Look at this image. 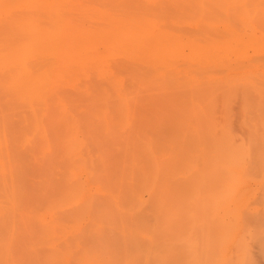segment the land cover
Masks as SVG:
<instances>
[{
  "label": "bare ground",
  "instance_id": "1",
  "mask_svg": "<svg viewBox=\"0 0 264 264\" xmlns=\"http://www.w3.org/2000/svg\"><path fill=\"white\" fill-rule=\"evenodd\" d=\"M36 1L37 0H0V93L3 92L5 95L7 92L9 95L8 100L14 102V104L15 102H20L19 104H27L29 105L28 107H30L31 111L35 112V109L39 107L38 105H40V107L42 105L44 108H48L50 96L54 94L60 95L64 86H71L81 92H84L88 97L92 98L91 107L93 113L90 114V117L88 116L86 118H82L77 115L70 114L64 107H61V119H59V115L58 118L53 116L54 118L51 117V121L47 123L39 118V116H36L35 118L34 115L36 114L34 113L33 116L36 121H30V117H24V120L22 119L21 121L20 119V124L15 123V121L13 122L12 118L9 116H0V186L2 188V193H4L2 195H5L6 197V201L3 200L4 203L0 200L2 201L0 202V215L6 216V213L10 212L13 213L12 216H14V213L17 210L21 212V214L18 212L16 215L19 214V218L21 219L22 212L23 214L27 212L26 216L22 215V219L25 222V224H23L26 226L28 217L30 220L36 219L38 221L37 224H39L38 232H36L37 227L34 230H30L31 228L29 229L24 226L26 228L25 230L19 227L20 224H16V226L18 225L21 229L19 230L23 232L22 236L21 232L18 235L21 236L20 239L18 237V240L16 239L15 233V231L18 230L10 231V233L6 234L8 235L10 241L8 240V242L3 244V239L1 241L2 245L0 248L3 246V250H0V252H2L0 253L2 255V257L0 256V264H106L102 259V251L103 249H106L103 241L109 237L111 232H114L111 222V224H105L106 221V223H109L111 220H109V218L114 217L115 221L117 220L118 222L122 220V223L124 224L120 235L123 239L122 247L124 248L122 249H124L126 253L130 248H133L134 253L136 251L135 248L139 247L140 249V245L132 243L133 240H138L139 238L143 239L148 236L150 245H153L154 235L158 233L159 228L168 227L167 229H173L171 232L172 235L175 233V230H179L178 225L180 226L182 223L180 212H175V209L177 208H174L175 203L173 204L172 200V196H175L172 195V187L165 186L164 189L160 191V181L162 179L163 171L165 172V165L153 163L150 165L149 170H145V164L143 162L145 154L143 151L146 147V141L153 140V130L150 126L166 124V122H168L163 119L166 115L161 110H158L157 114L154 113V117L147 113L149 110L143 103L145 96L143 93L147 88L144 86H146L154 78V80H156V78L162 74L164 68L168 65V57L173 53L174 48H178L179 45L173 47L168 43L169 38L173 33L170 30L171 28H166L164 22L162 24V21L159 22L160 20L154 16L157 11L152 12V10H155V6L156 9L157 7L163 8L165 0H110V2L106 1L108 4L105 3V1H100V3L107 4L113 9V12L107 11V9L103 12L104 9L101 8L103 5H99L101 11L103 10L101 14L105 16H103L104 18L102 20L104 21L105 19L106 22H104L109 24L108 28L106 30L104 29L103 33L102 31L100 33L99 31L87 29V27H84L86 29L81 28L84 24H82L81 27H78L79 24L77 22L80 20L76 21L74 18V21L72 22L64 19V21L66 20L67 22L65 21L63 25L61 24V26H57L58 28L56 27V29L53 27L47 28L48 26L43 27L42 22H45L43 18H46L45 15L49 12V9L50 12L52 10L49 4L52 3L54 6L55 3L54 0H52L53 2H50L49 0L47 6V3H44V7H49V9H47L48 11L46 10V14H42L45 17L42 16V18H40L43 20L40 22V24L42 23L41 26L39 24L40 20H38V16V19L36 20L33 12H26L28 10L32 11L30 10L32 8L34 10L33 6H35V10L39 11V9H36L37 5L34 4ZM65 1L66 0L59 1V4L62 2L61 5H63L64 9L60 6L62 10L60 7V10H58L59 8L57 9L54 6L57 10L53 9L52 11L55 10L57 11V14L64 15L65 18H68V11L72 9L69 13L70 16L74 9L72 7L71 9L69 7L65 8ZM77 1H80L79 3L82 2V0ZM173 1L174 0H170L169 2ZM177 1L179 2V0ZM180 1L182 4H185V6L183 5L185 8H181V10L184 9L185 11L186 9L187 11V8H189L188 10H191L192 13L195 14L196 19L199 21V32L203 33L199 37L195 36L191 41L194 45V49H196L194 57L201 56L202 58L198 60L197 63L189 62L190 64H188L187 75L191 78L194 87H196V85L197 87L194 90H188L184 94L192 97V103L190 107L182 111V114L178 115V118L180 119L178 122H180V127L191 123L195 124L192 130H186L187 133H185V137L191 136V138L198 139L199 146L202 151L201 153H205V146L203 145L204 139L211 138L209 141L214 142L215 144L210 151L212 154L200 155V158L202 159L205 156L208 157L210 160L202 159L203 162L209 161L208 163L212 160L213 162H215V160H222V164L221 161H218L212 163V167L219 168L220 164V168L224 169H222L223 178L227 176L223 174L229 173L227 179L225 178L223 182L220 181L219 183L217 179H219L221 175L219 176L218 173L219 177L217 178L216 176L217 179H215V176H212L211 174L219 172L220 168L217 171H215V169V172L211 170V174L203 170L201 167H198L195 172H193V175L195 173L198 174V172L203 173L204 171L206 174L209 173L212 177V182L214 183L209 182L216 185L215 182L217 181V185L219 187L217 185L216 186L219 188V191L221 189L217 196L216 194L215 196H210L209 193L212 188H210L211 185L208 184V180H210V178L206 179L208 185H205V187L202 185V189L205 190L204 192L200 189L201 184L199 186V183H203L206 176L209 177L210 175L207 174L204 176L205 174H203L204 177L202 178L204 181L202 182V180H198L199 183L197 180L192 178L194 179L193 181L198 183L199 191L202 194L197 192V185L195 186L197 189L196 193H200L201 196H205L203 193H207L209 190L206 194V200L204 196H202L204 198V201L202 202V197L200 198L198 196L199 194H195L197 195V201L200 200L199 203L196 202L198 204V208L203 206L201 208H203L204 211H206L207 208L210 210V206L212 204L211 209H214V212L212 210V212L209 211L213 217L207 213L208 210L205 212L206 215L204 211L201 212L203 213L201 216L199 215L200 217L203 215L205 217L204 219L200 218V221H202L203 224V221H206L207 218L209 220L206 222L212 221V225H201V228L200 224L202 223L200 222L198 223L200 226L199 228L194 225L197 221L199 222L198 218V220L194 221V223L190 226L188 225V230L191 231V229H194L193 231L196 233L197 231H195V229L199 228V233L201 231V234H203L199 235L203 236V238L205 237L204 240H207V245L204 242L199 243V241H203V239L199 240V235H196L198 238L195 237L194 239L193 237L195 234L193 233V235H191L193 231H188L190 232V234L188 233V236L190 237V242L192 244L188 241L189 238H185L187 230L184 233L181 228L183 233L181 232V229L180 232L182 234L179 232L180 238L181 236L183 238V235L185 234L184 238L188 241V243H190L189 246L193 247H190V249H193L194 251L192 250L191 252L189 250V252L193 254H191V258L192 256L196 258L198 255L199 257L196 258V260L198 259L197 262L204 264L205 262L201 260V256L199 254L200 252H198V250L202 248L201 250L205 252L207 246L210 245V240L208 239L209 237L206 233L207 230H204L206 227H214L217 225V228H220V232L218 233L220 237L218 236L217 238L221 240L222 243L223 240L224 242H227L233 237L234 239L237 238L232 249L233 251L236 249L237 252H239V250L241 252V249L244 248V246H250L248 243H251V238L248 236L252 235V239L253 237L254 239H257L256 237L260 236L258 233L262 230V232H260L262 235L264 232L262 228H258V226L261 227L260 222L259 224H256L258 225L256 228H253V226L255 227L254 223L257 222H250L253 216L255 219L253 218L252 220H256V214H259L255 211V209L252 210L249 205V198L253 195L252 192L248 189H244L243 187L237 189V187L244 182L245 179L251 178L250 172L254 169L256 173H258L257 171L262 172L264 176V155H261L259 151H257L256 155H251L253 144L249 145L245 141L236 143L234 135L229 129L227 123H219L215 120L216 117H213L212 114L214 112L212 109L214 108L213 97L217 93V90L212 89V87L215 86L214 83L217 82V78L207 77L204 73H202V76L199 74L201 70L203 71L206 66L211 63H214L222 70H224L223 68H229L232 62L231 56L233 55V49L246 44L244 41L240 42L236 38H231V36L235 34L234 29H236L235 14L248 15V18L244 19L247 28L252 30V32L261 33L253 47L257 51L264 50V0ZM72 2L73 4H79L74 0H72ZM176 2L173 3L176 4ZM97 3L94 4L95 7L88 6V4L91 3H88L86 6L82 4L81 7L83 9L87 7L89 9L92 8L91 10L95 11L98 10L97 8L99 7ZM178 4L179 3H177V5ZM38 5H40V3H38ZM42 6L43 4L40 6L41 9ZM75 6L76 4H74V7ZM105 8L107 7L105 6ZM111 8L108 9L111 10ZM79 9L77 10L79 11ZM89 9L85 10L88 12ZM43 10L45 9H42V11ZM75 10L72 13H75L76 15ZM130 10L134 11L133 15ZM58 11L60 12L58 13ZM128 11H130V13H128ZM85 12L84 14H87V12ZM65 13H67V16ZM150 13H154L152 15L155 20L153 16H149ZM84 14H82V16ZM79 16H81V14H79ZM48 17L50 16L48 15ZM55 17L57 18L59 16L55 15ZM70 17L68 19H70ZM75 18L78 19L79 17ZM156 18L159 20L158 22L156 21ZM48 20H51V18H48ZM73 22H76L78 26H76V23ZM59 23H61V20ZM80 23L82 22L80 21ZM51 24L52 26L54 25L53 22ZM56 24L54 26H56ZM123 30L129 32L127 37L132 41L129 45V49L132 50L130 53L132 54L130 55V60L118 63L116 67L113 66L117 72L113 80H110L108 84L110 85V89L114 90L113 93L117 90V93L115 94L116 97H114L110 92V89L95 85L91 82V78L97 74L96 72L99 70L98 67L101 66L100 57L102 56H100L98 52V43L103 39V37H106V39H108V44L110 43L111 46H109L106 50L107 52L105 53L112 52V50L116 51L119 33ZM209 31L213 32L218 37H211V33L209 34ZM224 38L226 39L223 41L222 39ZM227 38L231 39L227 40ZM55 43L58 44L56 47L54 46ZM161 53L165 54V58H161L159 56ZM242 54H244V51L240 53V55ZM125 73L127 76H124ZM120 78L121 81H119ZM240 78L249 92L251 90L252 93L258 95L259 102L257 105L259 107L264 106V77H258L252 74L247 75L244 73ZM125 80L127 82L130 80L133 83H131L132 86H130V88L126 89V85L121 84V82H126ZM224 80L225 79H221L218 80V82ZM203 83L206 84L205 87H202ZM212 83L214 86H211ZM207 85L208 87L211 86V88H208ZM248 90L244 93L248 92ZM178 96H180L178 93L166 91L164 98L173 102ZM186 101L188 105V100L186 99ZM174 103L176 108L183 109L186 107V103ZM162 106L164 105L158 104L157 109ZM245 109H248L247 105H245ZM245 112L249 113L248 110ZM248 118L247 120L251 122V127H255L257 130L259 127L260 129L264 127V116L261 113H258L255 118ZM32 119L33 118H31V120ZM23 121L25 124L21 123ZM21 126H26L27 130L21 131ZM79 130L81 133H84V139L78 137L77 134L79 133ZM257 136L259 138L257 141L264 143V132L257 133ZM91 139L93 142L98 139L96 142V146L98 147L97 153L92 152L93 142ZM111 142L116 143L117 146L115 148L120 154L123 153L121 156L123 160H120L121 162L117 161L116 164L110 161L109 158V151L112 150L110 148ZM219 142H226L227 145H222ZM97 144H100V146ZM123 144H125L124 147H118L123 146ZM22 145L26 146V150L21 148ZM21 150H23V152ZM58 159H60V161H58ZM251 159L254 163L250 162ZM189 160L193 161L194 164L191 166H194V158H189ZM196 160L199 161L200 159L196 158ZM56 162L59 163V165H56ZM71 163L75 164L74 168L70 167ZM208 163L205 164L208 165ZM196 165L198 166L199 163H196ZM58 166H62L61 171L59 172L62 173V177L59 178L55 176L56 168ZM191 166L188 167L187 165V169L189 168L193 170L194 167H192V169L190 168ZM209 166L211 168V165H208L207 167L206 165L204 166L203 163V168L207 167L205 169H208V171L210 170ZM200 168L203 172L202 170H198ZM189 169L187 171L191 172ZM79 170L86 172L89 179L94 182L99 189H101V191L106 195V198H110V201L108 200L109 202H106L109 203L107 207L106 204H102L101 201L100 203L97 202V197L95 198V196L85 197V192L87 191L86 183L75 178V172ZM222 170H220V173ZM118 172H122L121 176ZM254 172L251 173L253 174ZM168 174H171L174 181L176 180L175 177L177 173H174L172 166L169 167ZM213 178L216 181H214ZM30 179L33 180L31 183L29 181ZM129 179L131 180V183L128 182ZM220 180H222V178H220ZM193 181H190V188L193 186ZM191 182L193 183L191 184ZM134 183L137 184V186ZM206 187H208V189H206ZM31 188L33 191H38L40 193H35V195L32 196L33 192L29 194L28 191ZM192 188L194 190V187ZM217 188L213 186L212 190H217ZM262 189L264 191V184ZM146 191L149 194L148 200L144 198ZM188 191L186 195L190 196L193 191L190 190L192 192L189 191V195ZM42 192L45 195L51 192L53 197V200L51 201L52 203L46 207L43 212H41L42 210L36 211L37 209L35 210V208L37 206L33 208L34 203L37 201L39 202L40 199H38V197L42 194ZM214 193H216V191H214ZM214 193L211 192V194ZM181 194L182 193H180V196L184 197V195ZM186 195V199L183 200L184 202L185 200L188 201L194 199V193L193 197H191L193 199H187ZM208 196L213 197L210 198L211 201L208 199ZM263 197L264 196H262V198ZM98 200L101 199L99 198ZM195 200L196 199H194V201ZM7 201L8 203L5 204ZM194 201L190 202L193 203ZM205 201L210 203V206L206 205ZM177 202L178 201H176V203ZM200 202L202 204L204 202L207 208L204 204L200 205ZM260 202H262V200ZM186 203L187 202H185V205L189 206V204ZM191 203V210L194 212V210L196 211L198 208H193L194 206H197H192ZM23 204L26 205L24 206L26 207L24 210L21 208ZM238 204H242V207L239 208ZM262 205L264 204L262 203ZM187 206H185V208L188 209ZM65 207L67 208L66 210L61 213L58 212L59 209ZM179 207L181 208L183 206ZM20 208L22 211H20ZM109 209L110 211L112 210L111 214H109ZM184 210L185 209L180 211ZM188 210H190V208ZM191 210L189 212H191ZM199 210L200 209H198V211ZM163 211L167 215L161 216ZM51 212H55L53 219L50 222L46 221L44 218L45 215ZM175 213H177V216L180 214L179 217L181 220L179 217L176 218L178 220L176 222L179 223L176 226L178 229L174 230V223H176L174 222L176 220ZM196 213L197 211L191 215H196V217H198V213ZM145 216L147 217V220L145 219ZM187 216L190 217V214L187 213ZM232 216H235L240 222L236 227H232L229 222V218ZM9 217H11V214ZM17 217L15 216L16 219H19ZM24 217L27 218L24 219ZM11 219L14 220V217L10 218V220ZM16 219L14 221L15 223L17 221ZM3 220L6 221V219ZM193 220L191 222H193ZM11 221L9 222L10 224ZM83 222L88 226H81L80 224ZM188 222L191 223L190 221ZM0 223L2 224L3 222L1 221ZM5 223L7 226L10 225L7 222ZM23 224L21 223V225ZM192 225H194V228H192ZM251 225L252 227H249ZM11 226H13V224H11L9 228ZM55 226L58 228L56 229ZM248 227L257 229V236L255 235L256 233L251 234V232L248 231ZM262 227L264 228V226ZM209 229L210 228H208V230ZM7 232H9V230ZM246 232H250V234H246ZM27 233L34 236L37 234L38 236L32 240H28L26 236L28 235ZM244 233L248 236H245ZM94 234H96V239L93 237ZM179 234L174 235L175 238H178ZM206 236L208 238H206ZM243 237L244 239L246 237L248 239L250 238V241L246 240L247 245H245V241L243 242ZM175 238L171 240V245L169 243L170 247L165 249L166 252L163 254V258H165L166 254L170 255L168 252H171L172 254V245L175 243ZM85 239L93 245L90 246L85 244ZM19 240H21L22 243L19 242ZM183 240L184 239H182V242L179 240L181 246L184 242H186V240ZM222 243L219 247H216V250L220 249V252L218 251L219 254L213 253V255L215 254V257L218 255L220 256L215 259L214 256H212L211 262H214V264H231V257H235L236 254L234 255L230 253L232 250L230 251L229 248L231 246L229 244L222 245ZM242 243H244L243 247H241V249H237V247H240L238 246L239 244L242 246ZM200 244L202 245L201 247H199ZM260 246L262 248V244ZM210 247L211 246L208 248L209 250L207 249L208 251H211ZM182 248L181 250L183 251ZM96 249L99 250L96 251ZM17 250H20L21 253L19 251L17 252ZM77 250L83 251V255L81 257H75L77 254L75 251ZM244 250L245 252L247 251L245 248ZM42 251L44 252L42 253ZM139 251H142V254L140 253L141 256L145 252V250L143 252V249L137 250V252ZM137 252L135 254H137ZM126 253L124 252L123 256H125L124 254ZM229 253L232 254L230 255V259ZM249 253H251V251L248 252V254L246 253L247 255L244 252L240 253V258L237 262L239 264H247L248 260L251 261L252 258L251 260L248 259L249 256H251ZM128 256V258L125 257L127 260L122 257L124 261L119 258V261L122 260V263H120L123 264V262H125V264H134L137 259L132 261L130 254ZM141 256L139 257L141 258ZM236 256L237 258L239 257L238 255ZM188 257L190 258V255ZM134 258L135 257L133 255V260ZM159 258H161V256ZM194 258H192V260H194ZM213 259H218V261L216 262ZM234 259L235 258H233V260ZM233 260L231 262H233ZM119 261L116 260L114 262L113 260L111 264H120ZM186 261H188V264H200L195 263V260L194 263L193 261L190 263V260ZM234 264H237L236 260L234 261ZM248 264L250 263L248 262Z\"/></svg>",
  "mask_w": 264,
  "mask_h": 264
},
{
  "label": "rangeland",
  "instance_id": "2",
  "mask_svg": "<svg viewBox=\"0 0 264 264\" xmlns=\"http://www.w3.org/2000/svg\"><path fill=\"white\" fill-rule=\"evenodd\" d=\"M37 1H41V2H37ZM37 1H36L37 4H36V2L34 3L35 5L38 6V7L36 6V9H39V11H40V9H41L40 6L43 4L42 9H45V10L42 11V9H41V11L39 12L38 10H35V6H33L34 10L32 8V9H30L32 11L28 10L26 12H30V13L33 12L34 18L36 17L35 18L36 20L39 17V19H38V20H40L39 24L43 20L45 22L49 21L48 23L47 22L46 23L42 22L43 24L41 23L43 25V27H47L48 26L47 28H50V27L52 28L53 27V28L56 29L57 26L59 27V25L61 26V24L62 25L64 24V22L66 21V20L64 21V19H67V21L69 20V21L72 22V21H74L73 20V18H74V19H76V21L80 20L82 22V23H80V21L77 22L79 24V26H78V24L76 22H73V23H76V26L81 27L82 24H84V26H82L81 28L87 27V29H91L93 31H99L100 33L102 31V33H103L104 29L106 30L108 28L109 24L105 23L106 22L105 19H104L105 22L102 20L105 16L101 14L102 11H103V10L101 11V8L104 9L103 12H105L106 9H107V11H112L113 12V9L109 5H107L108 3L106 2V1L110 2V0H84V1L82 0L81 3H79L80 1L78 2L77 0H74L75 2L79 3V4L74 3V4H76L75 7H74V4H73L72 0H70L72 2V5H71V2L69 0H66L65 3H64V5H65L64 7L65 8L69 7L71 9V7H72L74 10L76 9L75 10L76 11V15H75V13H72L74 10L71 12L70 16H72V17L69 16V13H70V11L72 9L70 11H68V18L70 17V19H72V20H70L68 18H65L64 15L57 14V11H55V10H54L55 12L52 11L53 9H56V8L58 9L60 6L63 8V5H61L63 1L59 4V1H61V0H54V3H55L54 6L56 8L52 5V3H50L49 5H50V7L52 9L51 12H50L49 7H44L45 6L44 3L45 4L47 3L46 4V6H47L48 3H49V0H47V1H45V0H43V1L42 0H37ZM97 1H98V3H97ZM100 1L101 2L105 1V3H107V4L100 3ZM112 1H114V0H112ZM169 1L170 0H165V3H164L165 5L163 6V8L162 7L161 8L157 7V9H156L155 8L156 6H155L154 7L155 10L154 11L152 10V12H156L157 11L158 14L157 13H155V14L154 13H150L149 16L151 17V16H153L152 14H154V16L157 17L160 20L159 21L156 18L157 22L158 21L159 22L162 21L161 23L163 24V22H164V25L166 26V28H171L170 30L173 33L171 34V37L169 38V42L168 43L170 45H172L173 47L176 46V45H179V46H178V48L175 47L174 50H173V53L168 57V65L164 68L162 74L160 76H158L156 78V80H154L155 78L154 79L152 78L153 80H151L146 86H144L145 88L146 87L147 88H146V91L144 90V93H143L145 95L144 99H143V103L145 104V106H147V108L149 110L147 113L150 116L154 117V113L157 114V111L161 110L166 115L163 119L165 121H168V122H166V124L150 126V128H152V130H153V140H147L146 141V147H145V150L143 151L145 153L144 157H143V162L145 164V167H144L145 170H149L150 169V165L153 164V163L154 164L155 163H159V164H164L165 165V172L163 171L162 179L160 181V191H162L165 186L172 187V195L176 196V200H175V196H172L173 204L175 203L174 204V206H175L174 208H177V209H175V212L179 211L180 214H181V215L178 214V216H177V213H175L176 214L175 219L178 218L179 215H180V217L182 218V223L180 221L181 224L179 226L178 225L179 222H176L178 220L176 219L174 221V222H176V223H174L175 224L174 230L178 229L176 227L177 225L179 227V230L178 231L175 230L174 231L175 233L172 234V235H171V232H172L173 229H171V228L167 229L168 227L159 228L158 233L154 235V243H153V245H150V243L148 241L149 240L148 236H146V238H143V239L139 238L138 240H133L132 243L140 245V249H139V247H137L138 249L135 248L136 249L135 253L137 252V250H142L143 249V252L145 250V252H144L145 254L143 253V255H142L144 257V259H143V257L140 255V253L142 254V251H139V252H137V254H135L133 248H130L127 253H126V251L124 249H122L124 247H122L123 239L121 238L120 233L122 231V228L124 227V224L122 223V220H120L119 222L116 220L117 221L116 222L114 217L109 218V220L111 219L112 221L108 220L109 223H106L107 222L106 221L105 224H111L112 223V225H113L112 228H113L114 232L113 233L111 232L109 234V237L103 241L105 243V248L106 249L105 250L103 249V251H102V259L105 261L106 264H111V262L113 260H114V262L116 260L119 261V258L122 259V257L124 259L129 254H130V257L132 258V261H135V259H137L136 260L137 262L135 261L134 264H188L187 263L188 261H186V260H190V263L192 261H193V263L195 261H196L195 263H200V262H197L198 259L196 260V258L199 257V256L197 255V257H196L194 255L196 258H194L192 256V258H194V260H195L194 261L191 258V254L192 253L189 252V250L192 252L193 249H190L191 246H189V245H190L191 242H190V237L188 235L194 229H191V231L188 230V225L190 226L192 223H194V221H197L198 218H199V222L197 221L194 225H196L199 228H200L201 225H208V224L212 225L211 224L212 221L206 222V221L209 220L207 218H206V221L205 220L203 221L204 224L202 223V221H200V218H202V219L205 218L204 215L202 217H200L203 214L201 212L204 211V209L201 208L203 206H200V208H198V206H197L198 204L197 203H199L200 200L197 201V198H196L197 195H195V194H199L198 196L200 198L202 196H204V195L201 196L202 193L199 191V186L201 184V186H200L201 188L200 189H201L202 192H204L205 190L202 189V185L205 187V185L209 184V185H211L210 188L212 187L211 188V192L214 193V191H216V193H214V194H211V192H210L209 193L210 196H212V195L215 196V194L217 196L218 193L221 191V189L219 191L218 190L219 188H217L218 182L219 183H220V181L223 182L225 180V178L227 179V176L229 174V173L225 172L226 174H223V175H227V176L226 177L224 176L225 178H223L222 173H223L224 169L222 168L223 169L222 170L220 168L221 167L220 164H219V168H220V170H222L221 173H220V170H219V172H215V171H217L219 169L218 167H215V168L212 167V163L221 161V164H222V162H223L222 160H215V162H213V160H212V161H210V163H208L209 161L208 162L207 161L203 162V160H202V159L210 160L208 157L205 156L202 159L200 158V155L212 154L210 151L215 146V144H214V142L209 141L211 138L204 139L203 145L205 146V148H204L205 153H201L202 151H201V148L199 146L198 139L191 138V136L185 137V133H187L186 130H192L193 126L195 124L191 123L189 125H183L182 127H180V125H179L180 122H178V121H180V119L178 118V115L182 114V111L184 109H187L188 107H190V105L192 103V97H190L188 95H184V94L188 90H190V89L194 90L197 87V85H196V87H194V84H193L191 78L187 75L188 64H190L189 62H196L197 63L198 60H200L202 58L201 56L194 57V53H195L196 49H194V45L191 43V41L194 39L195 36H198V37L201 36L203 32H199L200 31L199 28H198L199 21H198V19H196L195 14H193L191 10H188L189 8H187V11H186V9H185V11H184V9L181 10V8H185V7H183V5L185 6V4H182V2L180 0H179V2L177 0H174L173 2L177 1L176 4L173 3V2H169ZM50 2H53V1L50 0ZM66 2H67V4H66ZM38 3H40V5H38ZM88 3H91V4H88ZM96 3L98 4V6L99 5L100 6L103 5V6L101 8L99 6L97 8L98 10H95V11L93 10L92 11L91 7H95L94 4H96ZM177 3H179V4L181 3V4L177 5ZM82 4H84L85 6L87 4H88V6H91L90 7L91 9H89L88 7L85 8V9H89L88 10L89 13L85 9H83L81 7ZM57 5H58V7H57ZM104 5L107 8H105ZM149 5H151V4H149ZM181 5H182V7H181ZM77 6H79L80 9ZM52 7H54V8H52ZM60 8L58 10H60ZM62 8H61V10H62ZM108 8L109 9L111 8V10H109ZM47 9H49V12H47V14H46V10ZM77 9H79V11L81 13ZM83 10H85L87 12V14H84L85 11H83ZM34 11H37L39 13L34 12ZM130 11L132 12L131 14L133 15L134 11L133 10H130ZM130 11H128V13H130ZM59 12L60 11H58V13ZM44 13L46 14L45 16H46L47 19L43 18V20H41L40 18H42V16H44V15H42ZM50 13H51V15H50ZM66 14L67 13H65V15ZM79 14H81V16H79ZM82 14H84V15L82 16ZM107 14H109V13H107ZM48 15L50 17H48ZM55 15L56 16L58 15L59 17L56 18ZM154 16H153V18H154ZM75 17H79L80 19L79 18L77 19ZM48 18L49 19L51 18V20H53V21L48 20ZM53 18H55V19H53ZM246 18H248V15L235 14V20H236L235 21V26H236V29H234L235 30V34L232 35L231 38H236L240 42L244 41V42H246V44L242 45L241 47H236L235 49H233V53H232L233 55L231 56V59H232L231 66L229 68H223L224 70H222V69H219V67L217 65H215L214 63H211V64H208L203 71L201 70L199 72V74L202 76V73H204V75L207 76V77L217 78V82L214 83L215 86L213 85V83L211 84V86H214V87H212V89L217 90V93L213 97L214 108L212 109V111L214 112V113L212 112L213 113L212 115H213L214 118L216 117L215 120H217L219 123H223V122L227 123L229 129L231 130L232 134L234 135V139H235L236 143H241L242 141H245L249 145L253 144L252 145V149H251L252 150V154L251 155H256L257 151H259L261 153V155H264V143L257 141L259 139L258 136H257V133H263L264 132V127L261 128V129L259 127L258 130H257L255 127H251L250 126L251 122L247 120L248 117L250 119L251 118H255L258 113H261L264 116V106H260L259 107L257 105V103L259 102L258 95L252 93L251 90L249 92V90L245 87V85L242 83V80L240 78L242 76V74H244V73L247 74V75L252 74V75H256L258 77H264V50L257 51L253 47L254 44H256L257 38H259L261 33L260 32H256L255 33V32H252V30L248 29L246 24H245V22H244V19H246ZM56 19H58V20H56ZM60 20H61V23H59ZM154 20H155V18H154ZM50 22L51 23L53 22L54 25L56 23H59V24H56V26H54V25L52 26V24ZM84 29H86V28H84ZM210 33H211V35H210L211 37H218L213 32L209 31V34ZM26 34H28V33H26ZM128 34H129V32H127L126 30H123V31H121L119 33V39L117 40L118 41V46H117V50L116 51H113L111 49L112 52L105 53V52H107L106 50L109 48V46H111L110 43L108 44V42H107L108 39H106V37H103V39L98 43V46H97L98 52H99V55L102 56V57H100L101 66L98 67L99 70H98V72H96L97 74H95L91 78V82L92 83H94L97 86L107 87L108 89H110V85L108 83H109L110 80L111 81L113 80V78H114V76H115V74L117 72V71H115L113 66L116 67V65L118 63H121L122 61L130 60V58H131L130 55L132 53H130V52L132 50L129 49V45L131 44L132 41H131L130 38L127 37ZM231 38H227V40H229ZM225 39L226 38H224L222 40L224 41ZM57 45H58L57 43L54 44L55 47ZM242 51H244V54L240 55V53ZM159 56L161 58H165V54L161 53V54H159ZM124 76H127L126 73H125ZM221 79H225V80L218 82V80H221ZM119 81H121V78H120ZM131 83L132 82L130 80H128V82L127 81L126 82H121L122 85L123 84L126 85L125 86L126 89L130 88V86H132L133 83L132 84ZM205 83H203L202 87L206 86ZM211 86H209V87L211 88ZM207 87H208V85H207ZM100 89H101V87H100ZM140 89H142V88H140ZM246 90H248V92L244 93ZM0 91H1V89H0ZM127 91H129V90H127ZM166 91L178 93L180 96H178L172 102L171 100H167V99L164 98V95H165ZM110 92L113 94L114 97H116L115 94L117 93V90H115V93H113L114 90L110 89ZM0 94H1V97H0V116L1 115L9 116V117L12 118V121L13 122L15 121V123H17V124L20 122V119H21V121H22V119L24 120V117H27V118L30 117V119H29L30 121H33V120L36 121L35 120L36 116H39V118H41L42 120H44V122H47V123H49V121H51V117H53V116L56 117V118H58L60 116L59 119H61L62 118V116H61V112H62L61 107H64L70 114H74V115H77V116L82 117V118H86L88 116L90 117V114L93 113V110H92V107H91L92 98L88 97L84 92H81L80 90L76 89L75 87H71V86H64L63 90L60 92V95L54 94V95L50 96L49 97V102H48V108H44L42 105H41V107H40V105H38L39 107L35 106V107H37V109H35L37 112L36 111L32 112L30 107H28L29 105H27V104L25 105L23 103L19 104L20 102H15V104H16L15 105L14 102L8 100L9 99V95H8L7 92L5 93V95H4L3 92H1ZM186 99L188 100V105H187ZM174 102H179L181 104H185L186 103V107L183 108V109L176 108ZM11 103H13V104H11ZM158 104L164 105V106H162L161 108L157 109ZM245 105H247L248 109H245ZM246 110H248L249 113H246L245 112ZM34 113L36 115H34ZM33 115L35 116V118H34ZM101 117H103V116H101ZM31 118H33V119L31 120ZM17 119H18V122H17ZM61 122H62V120H61ZM21 123L25 124L24 121L21 122ZM17 127H18V125H17ZM26 130H27L26 126H23V127L21 126V131H26ZM82 133L79 130V133L77 135H78V137L84 139V133L83 134ZM97 141H98V139L95 142H93V140H92V142H93L92 143V147H93L92 152L93 153H97L98 152V147L96 146V142ZM219 143L222 144V145H227L226 142H219ZM97 145L100 146V144H97ZM124 145L125 144H123V146H118V147H124ZM110 146H111L110 148L112 149L111 151H109L110 161H112V162H114L116 164L117 161L123 160L122 157H121L123 155V153L120 154L115 148L117 146L116 143L111 142ZM21 148H23V150H26V146H24V145H22ZM23 150H21V151L23 152ZM189 158H194V162H195L194 166H191L194 163H193V161L189 160ZM196 158H199L200 160L198 161V160H196ZM58 161H60V159H58ZM250 162L254 163V161H252V159H251ZM196 163L197 164L199 163V165L197 166ZM203 163H204V166L206 165L207 167H208V165H211V168L209 166V168H210L209 171H208V169H205L207 167L203 168ZM205 163H208V165L205 164ZM56 165H59V163H57ZM187 165H188V167L191 166L190 168L194 167V169L192 168L194 171L188 168L189 170H191L192 173L190 171H187L188 170L187 169ZM171 166L173 167L174 173H177L176 177L178 176L177 178L175 177V179H176L175 181H174L173 177L171 176V174H168L169 173V167H171ZM70 167L74 168L75 164L71 163ZM198 167H201L203 170H205V171H207L209 173H210L211 170L214 171L216 169L214 171L215 174L214 173H212V174L210 173V174L212 176H215V179H217L221 175L219 177V179H217L218 182L213 178L214 181H216L215 183H216L217 186L215 184H211V183H214V182H212L211 175L209 173H207L210 176L209 177L206 176L207 175L206 172L204 171L205 172L204 173L201 168L198 169V170H202L203 173L196 171V172H198V174L195 173L193 175V172H195V170ZM61 168H62V166H58L56 168L55 176L58 177V178L62 177V173H59L61 171ZM252 170H253V168H252ZM254 171H255V169L253 171H251V172H254ZM251 172H250L251 178L250 179H245V181L242 182L237 187V189H239L240 187H243L244 189H248V190H250L252 192L253 195L250 196V198H249V202H250L249 205H250L252 210L255 209V211L258 212L259 214L258 215L256 214V216H257V217L255 216L256 220H252L254 218L253 215H255V214H253L252 215L253 218H251L250 222L251 221H252V223H254L253 221L257 222V223H254L255 227L253 226V228H256V226H258L256 224H259V222H260L261 227L258 226V228L259 229L262 228L264 230V228L262 227V226H264V209H263L264 205H262V203L264 204V202H263L264 197L262 198V196H264V191L262 189L263 188V184H264V179H263L264 176H263L262 172H259V171H257L258 173H256V171H255L254 172L255 174L254 173L252 174ZM121 173L118 172V174L120 176H121ZM218 173H219V176H218ZM203 174H205L204 176H206V178H205L206 184H205V181L202 178V177H204ZM196 175H200V176H196ZM252 175H254V176H252ZM190 176H193V177H190ZM194 176H196L197 178L194 177ZM216 176H217V178H216ZM262 176H263V178H262ZM75 178H77L78 180L86 183L87 191L85 192V197L95 196V198L97 197V202L100 203V201H101V203L102 204H106V207H107V205L109 203H106V202L110 198L109 199L106 198V195L101 191V189H99V187L94 182H92L89 179V176H88V174L86 172L80 171V170L76 171L75 172ZM192 178L197 180V182H198V180L199 181L202 180V182L203 181L204 182L203 183H199L198 182L199 183V186H198V183L193 181L194 179H192ZM207 178H210V180H208V184H207V180H206ZM220 178H222V180H220ZM188 179H190V180H188ZM191 180L194 183L191 182V184L193 183L192 184L193 186H191V188H190V181ZM29 181L31 183L33 180L30 179ZM188 181H189V183H188ZM128 182L131 183V180L129 179ZM135 185L137 186V184H135ZM196 185L198 186V187H196V188H198V190L195 188ZM212 185L215 186V188H217V190H215V189L212 190L213 189ZM192 187H194V190H193ZM208 187H206V189H208ZM188 188L190 190H192L193 192L190 191ZM56 190H59V189H56ZM188 190L190 192H192V194H190V196L186 195ZM196 190H197V192H200L201 194L200 193H196ZM28 191H29V194L33 192L32 196L35 195V193H37V194L40 193L38 191H33L32 188L29 189ZM189 191H188V195L190 193ZM183 192L184 193L186 192V193L184 194ZM208 192H209V190L207 191V193ZM49 193H47L45 195L42 192V194L39 195V197H38V199H40L39 202L37 201V202L34 203V206L32 205L33 208H35L37 206L35 208V210L37 209L36 211H38V210L41 211L42 210L41 212H43V210L52 203L51 202L53 200L52 193L51 192H49ZM173 193H176V194H173ZM180 193H182L184 195V197L180 196ZM193 193H194V199H196L195 201H194L193 198H191V197H193ZM207 193L206 192L203 193V194H205V196H204L205 200L207 198L206 197ZM2 194H4V193H2V188L0 186V200L6 201L5 200L6 199L5 195H2ZM43 194H44V196H43ZM185 195L187 196V199H189V198L193 199V200H188V201L185 200V202H187L190 207L185 205V202L183 201L184 199H186ZM210 196H208V199L213 198V197H210ZM107 197H109V196H107ZM178 197H179V199H178ZM180 197H181V199H180ZM99 198L101 200H98ZM144 198L146 200L149 199V194H148L147 191L145 193V197ZM204 198L202 197L201 202L204 201ZM261 200H262V202H260ZM2 201H0V202H2ZM4 201H3V203H4ZM176 201L180 202L181 205L178 202H177L178 203L177 204ZM190 201H194V202L191 203ZM207 201H205V204L210 206V203H208ZM210 201H211V199H210ZM201 202H200V205L202 204ZM6 203H8V201L5 202V204ZM190 203L192 204V206H194V205L197 206V207L194 206L193 208L200 209L199 211H198V209L196 210L197 213H198V217H196V215H193V216L191 215L192 213L194 214V212H196V211L194 210V212H192L193 210H191ZM194 203H196V204H194ZM176 204H177V206H176ZM203 204H204V202H203ZM3 206H4V204H3ZM24 206H26V205L23 204L21 206V208H23L22 210H24L26 208ZM179 206H183V207L180 208ZM185 206H187L188 209L190 208L191 212H189L190 210L185 208ZM259 206H261V207H259ZM104 207H105V205H104ZM238 207L241 208L242 204H238ZM21 208H20V211H22ZM206 208H207V206H206ZM211 208H212V204L210 206V210H208V208H207L206 211H204V213L207 212V210H208L207 213H209L211 215L210 212H212L214 210V209L212 210ZM66 209H67L66 207L62 208V209H59L58 212L61 213V212H63ZM183 209H185L184 211H186V212L180 211V210H183ZM201 209H203V210H201ZM18 212L19 211L16 210V212L14 213V216H12L13 213H10V212L6 213V216L5 215L4 216L0 215V222L1 221L3 222L2 224L0 223V236H1L0 237V246L3 243L8 242V240L10 241V239L8 238V235H6V234L10 233V231L18 230V231H15L17 240H18V237L20 239L21 236L23 235V232L20 231L21 229H25L26 230V228H29V229L31 228L30 230H32V229L34 230L37 227L36 228V230H37L36 232H38V229H39V224H37L38 221L36 219H31L30 220L29 217L28 218L24 217V219L27 218V222H28V224L26 222V226H25L24 225L25 222L22 219V217H23L22 215L26 216L27 212L24 213V214L22 212L21 219L19 218L20 217L19 214H21V212H19V214L16 215V213H18ZM111 212H112V210L110 211V209H109V214H111ZM183 212H184V214L182 215ZM187 213L190 214L191 218L189 216H187ZM10 214H11V217H9ZM54 215H55V212L47 213L44 218L46 219V221L50 222L53 219ZM165 215H167V214H165V212L163 211L161 213V216H165ZM205 215H206V213H205ZM15 216L16 217L18 216L17 218H19V219H16ZM8 217H9V220H8ZM13 217H14V220L11 219L12 220L11 221L10 218H13ZM180 217H179V219L181 220ZM211 217H213V216L211 215ZM211 217H210V219H211ZM188 218H189V220H188ZM3 219H6V221L3 220ZM15 219L17 220L16 223L14 222ZM145 219L147 220L146 216H145ZM190 219H192V220L194 219L193 222H191L192 220H190ZM10 221H11V224H13V226H11L12 229H11V227L9 228V226L11 225L9 223ZM19 221L22 224L23 223L24 224L21 225V223ZM30 221H32V222H30ZM188 221H190L191 223H189ZM5 222L9 223L10 225L7 226ZM34 222H36V223H34ZM200 222L202 224H200V226H199L198 223H200ZM229 222L231 223L232 227H236L240 223L235 216H232L231 218H229ZM16 224H18V225L20 224L21 226L19 225V227H21V229L18 227V225L16 226ZM5 225H6V227H5ZM29 225L30 226L32 225V226L30 227ZM36 225H38V226H36ZM80 225L83 226V227H87L88 226L84 222L82 224H80ZM171 225H169V226H171ZM194 225H192V228H194L193 227ZM252 225L249 226V227H252ZM196 226H195V228H196ZM16 227H18V228H16ZM55 227H56V229L58 228L57 226H55ZM110 227H111V225H110ZM6 228L9 230V232H7L8 230ZM181 228L183 229L184 233L187 230L186 236H188V237H186L185 234H184L183 238H182V236H181V238L184 239V240L189 238L188 241L190 242V243H188V241L186 240V242H184L185 245L183 243L182 246H181V243L179 242V240L182 242V239L180 238V234H179ZM189 228H191V227H189ZM199 228L195 229V231H197L196 233H198V234H196L194 231L191 234V235H193V233L195 234L194 237L192 236L194 239H195V237L198 238V236H196V235L201 234V231L199 233V230H198ZM201 228H202V226H201ZM208 228H210V229L208 230ZM208 228L206 227V229H204V228L203 229L208 231V232L206 231V233L208 234L209 238L207 236H206V238H208L210 240V241L209 240L208 241L210 242L209 246H211L210 247L211 251H208L209 250L208 249L209 246H207V248L205 247L206 248L205 252L203 250H201L202 248H200L198 250V252H200L199 254L201 256V260H203L205 262L204 264H210L212 256H214V259L216 257L220 256V255H218V256L215 257V254L213 255V253H216V254L218 253L219 254L220 249L216 250V247H219L221 245V243H222V241L217 238L219 236L218 233L220 232V228L218 229L217 225L214 226V227H210L209 226ZM253 228H249V230H248V231L251 232V234H255L256 233L257 229H253ZM182 229H181V232H182ZM250 229L255 231V232L251 231ZM25 230H23V231H25ZM188 231H190V232H188ZM20 232H21V236H18L20 234ZM250 232L249 233L246 232V234H250ZM257 232H259V231H257ZM260 232H262V230ZM260 232L258 233V235H260L258 237H256L257 233L255 234L256 236L253 235V236H255L257 238V239H254V237H253L254 240L251 237L252 235L248 236V235H246L244 233L245 236H248V237L251 238V239L249 238L251 240V243L250 242L248 243L250 246H247V247L244 246V248L247 251L249 250L248 252L251 251V253H249V255H251V256H249L248 259L251 260V258H252V260L249 261L247 259L250 264L251 263L252 264H264V244H263L264 243V232L262 233V235L260 234ZM27 234L28 235H26V234L25 235L27 236L28 240H32L33 238L38 236L37 234H35V236L30 234V233H27ZM29 234H30V238L31 239L29 238ZM176 234H179L178 235L179 240H178L177 237H176L177 239L175 238L174 235H176ZM207 234H205V235H207ZM201 235H203V234H201ZM184 236H185L186 239L184 238ZM93 237L96 239V234H94ZM199 237H200L199 240L203 239V241L201 240V241H199V243L200 242H204L207 245V243H206L207 240H204L205 237L203 238V236H200V235H199ZM244 237H243V242L245 241L244 243H246V240L250 241L247 237L245 239H244ZM173 238H175V240H174V242H175L174 244L175 245L174 244L172 245L173 252H172V254H171V252H168V253H170V255L166 254L165 258H163L164 257L163 254H165V252H166L165 249L170 247L169 243L171 245V242H172L171 240ZM2 239H3V241H2ZM5 239H6V241H5ZM194 239H193V241H194ZM236 239H234V237H233L232 239H229L227 242H224V240H223L222 245H224V244L228 245L229 244L231 246L229 248L230 251H231L233 249L234 243L236 242ZM1 241H2V244H1ZM94 241H96V240H94ZM128 241H130V240H128ZM19 242L22 243L21 240H19ZM84 243L87 244V245H90V246L93 245L86 239L84 240ZM244 243H242V246H241V244H239L238 246H240V247L239 248L237 247V249H241V247H243ZM196 244H198V243H196ZM201 244H200L199 247H201L203 245V244L202 245ZM261 244H262V248L260 246ZM245 245H247V243ZM185 246H186V249H187V250L185 249L186 252L184 251ZM203 246H205V245H203ZM188 247H189V249H188ZM213 247H214L215 251H214ZM181 248L183 249V251L181 250ZM191 248H193V247H191ZM197 248H198V246H197ZM244 248L241 249L242 250L241 252H240V250H239V252H237L236 249H235L236 252L232 250L230 253H232L234 255L236 254L238 256L242 252H244L245 254L246 253L248 254L247 251L245 252ZM0 250L1 251L3 250V246L0 248ZM98 250L99 249H96V251H98ZM195 250H196V247H195ZM18 251L20 252V250H17V252ZM123 251L126 253V254H124L125 256H123V253H124ZM43 252L44 251H42V253ZM75 252H77V254L75 255V257H77V258L81 257L83 255V251L82 250H79V251L77 250ZM183 252H184V254H183ZM196 252H197V250H196ZM0 253H2V252H0ZM230 253H229V259L231 257L230 255H232ZM138 254H139V256H141V258L138 256ZM157 254L160 255L161 258H159L160 256H158ZM188 254L190 255V258L188 257L189 256ZM133 255L135 257L134 260H133ZM236 255H235V257L234 256L231 257V260H230L231 264L232 263L234 264L235 260H236V263L239 264L237 262V260L239 261L240 256L237 258ZM0 256L2 257L1 254H0ZM136 257H138V258H136ZM127 258H125V259L127 260ZM233 258H235V259L233 260ZM246 258H247V256H246ZM218 259H216L214 261L217 262ZM122 260L119 261V263L120 262L122 263ZM128 260H130V259H128ZM232 260H233V262H231ZM0 261H1V258H0ZM248 262H247V264H248ZM123 264H125V262H123ZM211 264H214V262L213 263L211 262Z\"/></svg>",
  "mask_w": 264,
  "mask_h": 264
}]
</instances>
